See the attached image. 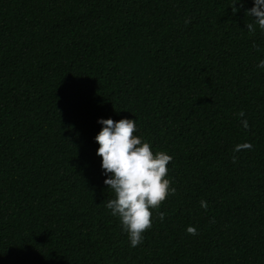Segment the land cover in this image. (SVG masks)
Masks as SVG:
<instances>
[{
	"label": "trees",
	"instance_id": "obj_1",
	"mask_svg": "<svg viewBox=\"0 0 264 264\" xmlns=\"http://www.w3.org/2000/svg\"><path fill=\"white\" fill-rule=\"evenodd\" d=\"M252 6L0 0V264H264ZM109 118L136 120L134 135L172 156L176 191L135 248L106 207L95 136Z\"/></svg>",
	"mask_w": 264,
	"mask_h": 264
},
{
	"label": "clouds",
	"instance_id": "obj_2",
	"mask_svg": "<svg viewBox=\"0 0 264 264\" xmlns=\"http://www.w3.org/2000/svg\"><path fill=\"white\" fill-rule=\"evenodd\" d=\"M251 2L253 6L245 10V15L252 17L254 24L249 23L246 28L254 32L255 25L264 29V0ZM257 67L264 69V60H260ZM240 115L243 116V112ZM97 123L102 127L95 136L99 145L96 155L102 158L101 168L107 177L104 184L115 194L106 207L119 219L128 234L130 246L135 248L143 243L145 231L152 227L151 209L158 208L176 191L166 178L172 156L163 151L154 154L149 142L134 135L136 120L125 118L114 122L109 118ZM244 126L247 127V121ZM201 203L206 207L204 202ZM160 219H164L163 213H160ZM187 231L194 235L196 229L189 227Z\"/></svg>",
	"mask_w": 264,
	"mask_h": 264
}]
</instances>
